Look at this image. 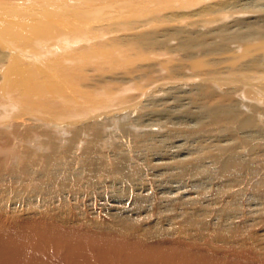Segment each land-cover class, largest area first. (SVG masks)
I'll return each instance as SVG.
<instances>
[{"label": "rangeland", "instance_id": "1", "mask_svg": "<svg viewBox=\"0 0 264 264\" xmlns=\"http://www.w3.org/2000/svg\"><path fill=\"white\" fill-rule=\"evenodd\" d=\"M110 1L111 4L104 2L108 11L102 14V20L92 21L103 23L99 33L93 34L94 31H91L92 34L87 33L85 37L89 41L86 46L95 49L92 56L104 63L96 67L101 69L100 72L91 70L93 80L86 83L95 95L87 94L85 88L79 85L80 90H85L79 94L66 91L58 95L54 92L56 96H50L49 93L50 97L45 95L41 98V94L30 92L24 94L26 100L33 98L31 101L36 103L39 100V104L28 114L22 112L19 106L23 107V94L19 88L10 86L0 66V178L6 180L5 185L12 186L17 182L9 178L12 174L8 173L13 166L20 167L18 175L21 174L19 177L23 178L22 169L24 171L27 165L37 164L45 172L46 161L50 156L54 158L55 165L65 166L68 171L76 169L67 178V183H63L65 186L55 185L53 181L51 187L36 186L37 198L34 191L28 188L29 198L33 199L30 203L22 200L24 195L19 197L22 200L20 204L12 203L11 200L19 195V191L16 189V192L14 190L11 193L1 189L4 182L0 181V215L7 217L8 211L15 210L13 208L18 211L23 209L31 216H37L38 213L45 219L60 213L67 217L71 215L70 218L75 221L71 226L76 229H81L86 223L94 230H97V225L103 226L105 233L110 235H120L122 231L131 229L135 233V240L136 237L145 238L152 251L164 250L157 248L160 245L167 248L169 253L177 250L179 254V248L182 252L186 249V252L209 255L211 261L217 263H233L245 252L238 264L246 252H253L257 259L264 260V217L261 215L264 212V200L253 199L250 196L254 193L252 190H240L233 177V180L230 179L233 174L221 171L217 162L221 156H230L242 162L235 169L238 171L234 175L238 178H244V174H247L243 164L253 162L257 171L261 170L259 174L264 180V95L256 98L246 91L261 85L255 80L258 79V82L263 79L264 48L254 45L251 56L242 58L240 54L241 47L261 43L264 37L255 35L249 39H237L235 31L225 36L213 33L215 27L229 24L237 17H251L256 15L254 11L264 15V0H237L239 3L236 0H168L169 4L167 0ZM228 2L241 4L238 8L242 9L231 8ZM104 3H97V7L93 3V9L104 7ZM141 8L143 11L149 10L143 12ZM156 15L179 16L177 23H170L172 25L169 27L182 25L184 31L169 33L168 30L161 32V35L159 33L157 38L154 33L155 44L148 48L147 60L136 57L137 52L131 60L135 51L133 49L128 51L119 47L120 50L114 48L112 53L110 45L102 47L99 42L110 44V40L116 38L129 41L130 34L145 28L148 31L160 30L159 26L156 28ZM110 24L118 25V32L111 31ZM262 25L264 28V23ZM76 30L77 25L74 24L65 28L63 34L68 38L65 43L68 45L67 51L71 52L73 48L75 53L70 54L78 56L87 47L81 43V48L79 43H73L81 36L76 35ZM258 30L264 31L262 28ZM102 48L111 52L105 55ZM101 50L103 52L99 53ZM50 52L51 56H55V51ZM64 53L61 61L70 64L72 59ZM34 61L39 62L38 59ZM53 62L56 61L50 59L49 63ZM94 85H98L97 88ZM257 90L264 89L257 87ZM48 98L58 102L55 106L46 105L44 102ZM217 106L222 108V113L217 112ZM122 119L128 120L125 123L131 129L127 136L124 127L119 125ZM91 121L107 125L94 131L79 129L80 125ZM76 129L81 131L80 135L76 134ZM91 142L94 145H90ZM89 146L93 147L92 150ZM88 156L97 161L98 169L94 172L80 167ZM122 158H126V168L120 171L118 164ZM192 165L197 166V173L191 170ZM122 172L129 179L122 177L119 183ZM114 182L117 184L112 185ZM54 189L62 197L57 196L52 206L48 207L43 198L48 192L53 193ZM235 204H239L240 208ZM233 212L238 218L236 214L227 216ZM122 213H132L133 221L117 222V217ZM22 217L28 220L24 213ZM18 226L16 230H25L24 225ZM120 245L115 243L111 250L118 255L125 254L123 249L130 250ZM142 251V248L135 246V256ZM180 257L181 264H195L184 254ZM174 259H168V264L173 263Z\"/></svg>", "mask_w": 264, "mask_h": 264}, {"label": "bare ground", "instance_id": "2", "mask_svg": "<svg viewBox=\"0 0 264 264\" xmlns=\"http://www.w3.org/2000/svg\"><path fill=\"white\" fill-rule=\"evenodd\" d=\"M104 2H107V3L110 2V4H111L110 0H0V59H1V63H2V65H0V66H2V74H4L5 79L8 80L7 82L10 84V86H12L13 88H19L20 92L23 94V95H21L22 97H24V94H28L30 92L36 93L38 95L41 94L39 96V97H41V96L48 95L49 93H50L49 94L50 96H56V95H53L54 92H55V94L57 92L58 95L60 92V94L63 95V92L66 93V91L67 92L73 91V92L79 94L80 92H84L85 90H86L87 94H89L91 96L95 95L96 93H94L93 89H91L89 85H86V83L93 80L92 76H94V75L91 74V72H92L91 70L95 71L96 67L99 68V66L103 65L104 63L102 60H97V58H94V56H92L93 55L92 51L94 52L95 49L90 47V46H88V47L86 46V43H88L89 41L87 39L88 37L87 38H85V37H86V34L91 33V31L92 32L94 31L93 34L99 33V31L101 29L100 27L103 23H101V22L95 23L92 21L102 20L101 19L102 14L105 13V11H108V7L106 6V4ZM167 2L169 4L168 0H167ZM93 3H96V5H95L96 7H97V3H99V5L101 3H104L105 5L102 8L99 7V8L93 9V6H94ZM236 3H239V1L236 0ZM228 4L230 5L231 8L236 7L239 10L242 9V7L238 8V6H240L241 4L236 5L235 3L233 4V2L232 3L228 2ZM166 5L164 6V8L167 7ZM157 6H159V5H157ZM85 7H87V8H85ZM133 7H134V5H133ZM88 8L92 9V10H86V11L84 10V9H88ZM149 8L146 10H149ZM169 9H170V6H169ZM204 9H206V8H204ZM259 9H261V8H259ZM80 10H83L84 12L81 13ZM146 10H144V11H146ZM72 11H74V13H72ZM129 11H131V10H129ZM142 11H143V9H142ZM151 11H152V9H151ZM151 11H150V14H151ZM208 11H209V7H208ZM139 12H141V11H139ZM204 12H206V11L204 10ZM254 13H256V15H253L251 17H247V18L246 17H244V18L237 17L233 21L229 22V24H225V25L221 24L220 26H217L213 29V33L214 34L218 33L219 35L224 34V36H225V34H229V33L233 34V32L235 31L236 32L235 35H236L237 39H241L243 37H246V39H249L251 36L253 37L255 35H260L261 38H263L264 37V31L259 32L260 30H258V29L259 28L264 29L263 25H262L264 23V15L260 14L262 12L254 11ZM138 14H140V13H138ZM208 14H207V16H208ZM138 16H140V15H138ZM149 16L153 17L151 15H149ZM150 17H147V18H150ZM168 17H170V18H168ZM178 17L179 16H175V15H173V16L172 15H169V16L156 15L154 19L158 21V25L155 24L154 27H156V25H157L156 28H158V26H159L160 30L148 31L147 28H145V30L143 29L139 32L136 31L137 32L136 34H134V33L130 34L129 35L130 36L129 41H123L121 38H116V39L110 40V42H111L110 44H109V42H103V41H99V42L101 45H103L102 47H105L106 45H110V47H111L110 49L112 50V53H113L114 48L115 49L118 48L119 50H120V48H126V50H128V51H130V49H133L135 51H133L134 56L132 57L131 60H133V58L135 57V52H137L136 57L142 58L143 60H147V54H146L147 50H148V48H152L153 45L155 44V43H153V40H156L154 38V33H156V38H157V36H159V33L161 35V32H169L168 30H170L169 33H171V32H178L179 33V31H184L182 28V25H178L176 27L174 26L173 28L169 27L172 25L170 23H177ZM169 19H171L172 22ZM173 20H174V22H173ZM149 22H150V20H149ZM74 24L77 25L76 35L77 36L81 35V36H79V39H77V40L74 38L75 40L73 43H76V44L79 43V45L82 43L87 47L86 49H84L85 52H81V53L79 52L80 54L78 56L70 54L72 52L75 53L72 50L73 48L70 50L71 52L67 51L68 45L67 44L65 45V43L68 42V38L65 37L63 34V30H65V28H68L69 26L74 25ZM111 25L112 24H110L109 29L113 32H116V31L118 32V29H119L118 25H115V24L112 26ZM150 29H151V27H150ZM129 32H131V31H129ZM64 33H66V32H64ZM70 33H72V31H70ZM83 33H84V35L82 36ZM72 34H74V33H72ZM193 38H194V36H193ZM156 43H157V41H156ZM72 44H69V46ZM254 45H257L258 48L263 49L264 48V41H261V43H258V44H249V45H245V46L241 47V50H240L241 57L242 56L243 57L244 56H251L250 54L253 52ZM82 46H81V48H82ZM76 47H77V45H76ZM235 48H237V47H235ZM202 49H204V48H202ZM43 50H46V51H44L46 53L45 55H44V52L43 53L40 52ZM77 50L79 51V49H77ZM102 50H104L105 55H106V53L111 52V51H109V49L106 50L105 48H102ZM102 50L99 53L103 52ZM50 51H55V53L53 54L55 56H51L52 52H50ZM80 51H82V49H80ZM64 52H66V54ZM234 52H232V53H234ZM62 53H64L67 57H70L72 59V62L70 64H65L64 60L61 61V59H62L61 57L63 55ZM126 53L128 54V52H126ZM42 55L44 56L43 59L40 58ZM113 56H114V54H113ZM128 57H130V56H128ZM235 58H232V59H235ZM34 59H38L39 62H35ZM50 59H53V61L55 60L56 62L55 63L53 62L54 64H51L52 62L49 63ZM260 60H262V59H260ZM200 61L202 62V60H200ZM242 61H244V60L242 59ZM246 61H248V60H246ZM255 61H257V60H255ZM255 61H253V63H255ZM125 63H127V62H125ZM195 63L201 64V63H197V62H195ZM246 66H248V65L246 64ZM96 70H97V72H100L99 70H101V69H96ZM262 72H263V75H262L263 79L259 80L258 82H257L258 79L255 80V83L261 84V85L253 87V88H249L246 90L247 93H249V95L256 97V98H258L261 95H264V90H257V87L264 89V68H263ZM101 74H102V72H101ZM103 76H105V74ZM100 82H102V81H99V83ZM0 83H2V81ZM90 83H88V84H90ZM94 83H95V81H94ZM78 85L85 88V90H83V91L80 90ZM99 85H101V84H99ZM97 86L98 85H96L95 88H97ZM106 87H108V86H106ZM111 89H113V88H111ZM108 90H109V88H108ZM95 92H96V90H95ZM68 93H70V92H68ZM28 96L29 95H27V97ZM65 97L66 96H64V98ZM29 98H31V97H29ZM51 98H53V97H51ZM32 99L33 98H31V100ZM56 99H57V97H56ZM56 99H54V101H51L50 98H48L47 102H44V104L45 103H46V105L52 104L53 106H55V103L58 102V101L55 102ZM27 100H26V98L25 99L22 98L21 101H22L23 107H21V105H19V106H20V109L22 110V112L26 111L29 114L32 111H34L36 106L39 104V100L36 101V103L35 102L33 103L31 100L30 101H27ZM59 101L61 102L60 99H59ZM45 107H47V106H45ZM44 109H47V108H44ZM36 111H37V109H36ZM217 112L222 113L223 112L222 108L218 107ZM61 113H63V111ZM22 114L24 115V113H22ZM22 114H20V115H22ZM55 115H57V114H55ZM25 116H27V114ZM89 116H91V114L88 115L87 117H89ZM74 118H76V117H74ZM73 120H75V119H73ZM83 120L81 122H84ZM22 121H24V120H22ZM127 121L128 120H126V119H122L120 121V124L118 123L119 125H122L124 127V133L126 136L128 135L129 132H131L129 124L125 123ZM104 124H106V123L91 121V122L84 123L82 126L80 125L79 129L81 128L82 131H84V130H93L94 131L95 129L98 130L99 128L100 129L103 128ZM109 125H111V124H109ZM109 125H108V127H109ZM239 127H241V126H239ZM79 129L78 130L76 129L77 135H80L79 133H81V131ZM232 132H234V130H232ZM93 134H94V132H93ZM223 136H225V135H223ZM262 136L264 137V133H262ZM91 144H93V142H91L90 145ZM55 146H56V144H55ZM92 148L93 147L91 146L90 149L92 150ZM90 153H92V152L90 151ZM28 157H29V155H28ZM53 159L51 156L47 159V161H46L47 165L46 166L44 165L45 166V172H44V170H42V167H40L37 164L30 165V166L27 165V167L25 168L24 171L21 168L22 172L24 173L23 178L19 177L21 174L18 175V173L20 172V167L13 166L11 171L15 170L17 172L11 173V171H10L8 174L9 175L12 174L9 177L10 180L16 179L17 182L15 185H12V186H9L8 184L5 185L6 180H3L0 178V181L4 182L1 189L9 190L10 192L11 191L13 192L14 190L16 192V189L19 191V195L17 194V196L15 198H13V201L11 200L12 203L15 202L14 204H16V203L20 204L21 203L20 202L21 199H19L20 195H24V199H22V200H24L25 203L32 202L33 199H32V197L29 198V192L30 191H28V188H30L31 191H34L35 198H37L38 194L36 192V186H40V187L42 186L41 188H44L45 186L51 187V185H53V182L55 183V185H58L60 187L65 186L63 183L67 180L68 177H70L71 175H73L75 173L76 169H74L72 171H68V168L65 166L61 167V166L55 165L53 163ZM125 159L122 158L119 161L118 167H119L120 171H121V168L122 169L126 168ZM59 160H60V158H59ZM240 160L244 161L242 159H240ZM29 162H31V161H29ZM37 162H38V160H37ZM96 162L97 161L92 156H88L83 161V163H81L82 165H80V167H82V170H85V171H88V170L89 171H93V170L96 171V169H98ZM217 162L220 164V170L221 171L231 172V174H233V175H231L230 179H232V177H233L234 181L236 183H238V185L241 187L240 190L244 189L245 192L248 189L252 190L254 193L251 195L249 193V195L251 197H253V199L256 198L258 200H264V180L261 178V174H259L261 172V170L257 171V168L253 165V162H249V163L246 162L243 164V167H244V169H246V173H247V174H244V178H238V177H235V175H234L235 171H238L235 169L239 168V164L242 163V162H239V160L233 159V157L231 158L230 156L227 158L224 156H221L217 159ZM65 163H64V165H65ZM74 163H76V162H74ZM39 164L41 165V163H39ZM237 164H238V166H237ZM199 166H201V165H199ZM119 169L117 171H119ZM191 170H194L195 173L198 172L197 166H195V165L191 166ZM80 173H81V171H80ZM117 173H119V172H117ZM82 174L83 173H81V175ZM47 175H48L47 179L45 181H42V179H44V177ZM121 175L122 176L118 178L119 183H121V180H123V178L125 180L129 179V177L126 176L123 172ZM90 177H89V179H90ZM19 179H21V180L19 181ZM62 180H64V181L62 182ZM94 180H93V182H94ZM19 182H21V184H19ZM17 183H18V185H17ZM66 183H67V181H66ZM69 184H70V182H69ZM115 184H117V183L114 182V184H112V185H115ZM234 185H237V184H234ZM54 190L52 191L53 193H50L47 191L48 195L46 196V198H43L45 200V202L47 203L46 205H48V207L52 206L51 203L57 196L60 198L62 197V196H59L60 192L55 190V192L56 191L58 192V193H55ZM237 190H238V188H237ZM239 193H241V192H239ZM13 194H15V193H13ZM239 196L240 195H238L237 197H239ZM43 199H42V201H44ZM17 201H19V202H17ZM8 203H9V201H8ZM37 203H38V201H37ZM58 203H60V202H58ZM252 203H253V201H252ZM0 204L2 206V203H0ZM235 205L239 207V204H235ZM243 205H244V202H243ZM262 205H263V203H262ZM2 208L3 207H1V209ZM239 208L237 209V211L239 210ZM13 209H15V210L8 211L7 217H3L2 215H0V264H168L167 260L172 258V257H174L175 259H174L173 263H169V264H181V262H182V259L180 257L181 254H182V256L184 254L185 258H188L189 260H191L195 264H238L242 255L245 253V252H242L241 257L239 259H236V261L233 263H231V262L217 263V262H212L211 257L209 255L208 256H202V255H198L195 253L186 252L185 251L186 249L182 252V251H180V248H179V252H180L179 254L177 253V250H175V251L173 250V252L171 251V253H169L170 251H168L167 248L162 247L160 245L157 248H162L164 250L165 249H167V250H165V251L164 250L152 251L150 249L151 247L145 242V240H144L145 238L141 239L140 237H136V240H135V233H132L131 229H130L131 231L130 230L122 231L120 233V235H110V234H106L105 228H103V226H100V225L95 226V228L97 230L90 228L88 223H86V225H84V227H82L81 229L73 228L74 226L72 225L73 226L72 227L71 224L75 223V221H74V219L70 218L71 215H70V217L69 216L67 217V216L61 215L60 213H57V214H53L52 217H50V218L47 217V219H45V218H42L40 216V214L38 215V213L36 214L37 216H31L32 214L28 215L23 209H21V211H18V209H16V208H13ZM2 210H5V209H2ZM34 211H35V209H34ZM226 212H228V211H226ZM23 213L26 215L28 220H26L22 217ZM231 214L234 215L236 213L235 212L228 213L227 216H229ZM132 215H133L132 213H122L121 215H119L117 217L116 221L121 222V223L127 222L128 220L133 221ZM261 215H262V217H264V212H262ZM235 217L238 218L237 214L235 215ZM224 223H225V221H224ZM20 224L25 226V230H16L19 228L18 225H20ZM134 225L135 224L131 225L132 228ZM240 228H241V226H240ZM236 230H237V227H236ZM98 232H103V233H98ZM141 232H143V231H141ZM81 236H85V238H83ZM140 236H141V234H140ZM115 243L117 244V246H118V244H122V245H120V247L121 246L122 247L127 246L132 251H130V250L125 251V249H123L124 250L123 252L125 254H123L121 251L122 255L121 254L118 255V253L111 250L114 247ZM136 245L139 246L140 248H142V250H143L141 252V254L137 253L138 254L137 256H135V254H136L135 253V246ZM184 245L189 247L188 244L184 243ZM117 250H115V251H117ZM136 252H138V251H136ZM112 254H114L116 256H113ZM240 264H264V260L257 259L255 253H253V252H246L245 257Z\"/></svg>", "mask_w": 264, "mask_h": 264}]
</instances>
